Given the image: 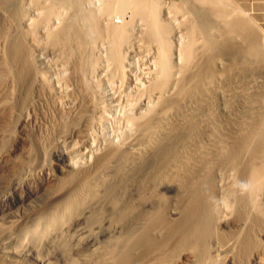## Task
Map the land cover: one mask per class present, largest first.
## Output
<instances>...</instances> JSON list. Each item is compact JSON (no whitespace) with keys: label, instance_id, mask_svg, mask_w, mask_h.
<instances>
[{"label":"bare ground","instance_id":"6f19581e","mask_svg":"<svg viewBox=\"0 0 264 264\" xmlns=\"http://www.w3.org/2000/svg\"><path fill=\"white\" fill-rule=\"evenodd\" d=\"M0 8V205L30 198L35 169L48 190L0 224V264H52L45 244L65 264H264V29L249 10ZM38 110L44 134L16 139Z\"/></svg>","mask_w":264,"mask_h":264},{"label":"rangeland","instance_id":"374dc122","mask_svg":"<svg viewBox=\"0 0 264 264\" xmlns=\"http://www.w3.org/2000/svg\"><path fill=\"white\" fill-rule=\"evenodd\" d=\"M160 1L165 3V4H171L172 2H182L183 3V0H160ZM184 1H186V0H184ZM235 1L241 7H244L245 9L249 10L251 15L255 19L256 23L260 26L261 29H264V12H261L264 9V0H263V2H262V0H261V2H260V0L259 1L258 0H235ZM243 1H245V2H243ZM256 2H257V4H256ZM243 4H244V6H242ZM185 6L188 7L187 3L185 4ZM261 8H262V10H261ZM4 11H5L4 9L0 8L1 13H5ZM116 16H117V14H115V15L113 14V16H112V20L114 22L119 20L118 16L117 17ZM38 113H39V110L34 111V114L32 113L30 115L29 119L26 121L27 124L25 125V127L23 126L22 129L18 127V129H16L15 134L18 135V138L16 136V139L19 140L20 134L23 135V133L26 134V132L31 133V131L36 132V136H40V135L44 134V131L42 129L44 127V122L39 120V114ZM13 143H14V141L12 138V140H11V142H9V145H8L6 150L9 153L10 158L13 159L15 157V159H17L18 156L24 155V151L26 149V140L23 139L18 143H14V144ZM34 171L36 172L37 170L35 169ZM34 171H33V173H34L33 174V177H34L33 180L34 181L31 180V182L29 181L30 183L29 182L22 183V187H23L22 189L25 190L28 188L32 192L30 198L26 199V201L20 205L18 204V205H13V206H8V207L6 204L0 205V207H1L0 208V224L1 225L8 223L9 220L11 221L12 219H13L12 221H15V220L18 221V219H16V218H19L20 216L24 217L22 214L26 215V214H28V212L30 214L33 210L36 211L38 209L39 203L42 202L41 199L43 200V198H44L45 191H48V190L45 188L41 189L39 187V186H41V185H39V181H38V180H40L38 178L39 173L36 172L37 175H35ZM35 178L36 179L38 178V179L35 180ZM35 181H36V183H35ZM26 183H28L29 185H23ZM4 186H5V182H4V180H2V182H0V193L2 192L1 190H3ZM23 193H24V191H23ZM13 215L15 217H13ZM53 250H56V249H54V248L52 249L50 246H47V244L43 245L42 251H43V254L46 255V256H44L45 260L47 259V261L52 262V264H65V262H64L63 258L61 257V254L59 253V251L57 252V251H53ZM32 255L35 256L36 254L33 253ZM54 255H56V256H54ZM23 264H29V263L24 262Z\"/></svg>","mask_w":264,"mask_h":264}]
</instances>
